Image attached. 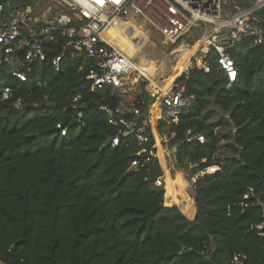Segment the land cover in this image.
I'll use <instances>...</instances> for the list:
<instances>
[{
	"label": "trees",
	"instance_id": "1",
	"mask_svg": "<svg viewBox=\"0 0 264 264\" xmlns=\"http://www.w3.org/2000/svg\"><path fill=\"white\" fill-rule=\"evenodd\" d=\"M7 1V0H1ZM27 5L34 0H11ZM64 38L45 45L47 58L34 66L43 84L20 82L0 73V261L4 264H264V44L245 38L231 50L237 77L230 82L216 59L206 72L197 68L175 73L193 101L176 123L161 120L159 131L176 144L182 166L220 168L199 174L194 184L193 212L171 205V190L156 185L163 175L152 159L131 167L141 145L124 136L107 144L119 128L102 105L121 99L137 103L111 85L95 91L86 79L90 62L70 52L55 73L52 59ZM13 97L2 99V81ZM136 85L138 72L123 77ZM82 93L83 125L71 108ZM22 98V106L15 102ZM214 104L229 114L230 155L219 156L222 123L212 121ZM67 128L62 135L57 124ZM237 131L233 132V128ZM193 129L204 143L187 141ZM146 155H148L146 153ZM253 192L245 198L249 188ZM166 196V203H165ZM212 241L215 250L210 253Z\"/></svg>",
	"mask_w": 264,
	"mask_h": 264
},
{
	"label": "built area",
	"instance_id": "2",
	"mask_svg": "<svg viewBox=\"0 0 264 264\" xmlns=\"http://www.w3.org/2000/svg\"><path fill=\"white\" fill-rule=\"evenodd\" d=\"M263 11L264 0H54L45 12L38 13L29 5L0 0V73L9 74L20 82L42 85L43 81L33 76L34 66L46 60L45 45L56 42L58 36L63 37L62 50L52 59L55 73L62 70L63 59L70 52L71 57L90 62L86 79L91 82L93 90L111 85L123 95H138L137 103L121 99L114 107L101 106L108 114L109 122L119 128L107 144L116 146L124 136L136 138L141 145L137 155L144 156V161L136 158L131 167L139 170L152 159L160 163L159 139L165 163L171 162L172 166L177 159L167 137L159 131V124L161 120L178 122L181 112L191 104L193 97L185 94V86L178 77L157 73L149 76L137 68L133 63L135 58L113 44L105 32L112 26L129 24L141 16L156 21L166 40L171 42L199 29L202 34L197 38L198 49L181 75L193 68L209 72L210 60L216 59L233 82L237 68L231 50L245 38L252 39L254 45L264 44ZM176 52L181 51L178 49L172 53ZM133 72L139 73L142 82L125 85L123 77ZM2 84V99L10 100L13 88L4 80ZM22 101L18 98L15 106L20 108ZM85 107L82 93L74 94L71 108L77 114L79 127L84 123ZM56 126L62 135L67 134L68 130L62 123ZM236 131L234 127L233 132ZM186 140L204 143L206 137L189 129ZM219 168L218 165H210L197 171L191 176V181H187V187L194 186L199 174L207 173V170L213 173ZM156 185L166 191L164 175L157 178ZM252 192L250 187L244 197L248 198ZM259 203L264 209V203ZM179 205L187 213L185 204ZM263 226L264 222L257 228ZM245 258V254L236 253L233 262L243 264Z\"/></svg>",
	"mask_w": 264,
	"mask_h": 264
},
{
	"label": "rangeland",
	"instance_id": "3",
	"mask_svg": "<svg viewBox=\"0 0 264 264\" xmlns=\"http://www.w3.org/2000/svg\"><path fill=\"white\" fill-rule=\"evenodd\" d=\"M50 2L54 4V0H34L32 3L27 5L33 7V9H35L38 13H43L45 12V9L48 7V5H50ZM201 34V30L199 31V29H195L185 37L178 39L175 42H171L166 40L165 36L160 31L159 24L156 21L150 20L143 16L135 18L129 24H120L118 25V28L115 29V37L118 39L119 43H121V46L126 51V53L135 58L137 62H144L148 65L154 64L155 69L153 70V73H157L162 76L170 75L171 77H175V73L182 67L183 64L181 52H172L174 50L180 49L184 45L193 46L196 44L197 38H199ZM211 109H213L214 113L210 120L222 123L219 128V132L223 136L219 150V156L224 158L227 155H230L232 152V149L230 148L231 146L229 145L232 141L231 136H226V134L230 135L232 133V125L229 121L228 113L221 112L217 109V107H215L214 104L211 105ZM161 134L164 135V137H167L168 144L175 154L176 144L172 140L174 135L169 136L165 132ZM157 145L159 148V155L160 152H162V156L160 155V165L162 167L163 175L165 171L166 176L172 178L175 176H180L178 173H176L180 172L182 173V176H185L187 181H191V176L196 173L194 167L190 165L182 166L178 162L172 166L171 162L169 163L166 161L165 163V153L159 139H157ZM206 172L210 173L208 170ZM170 173L172 175H170ZM173 183L176 186L178 183L177 179L174 178ZM185 185H187V183ZM188 191L189 192L187 193L185 191L184 196L186 199H192L193 195L191 187L188 188ZM174 204L178 205L177 203ZM179 207L182 211H185L182 206L179 205ZM0 264L4 263L0 261Z\"/></svg>",
	"mask_w": 264,
	"mask_h": 264
},
{
	"label": "bare ground",
	"instance_id": "4",
	"mask_svg": "<svg viewBox=\"0 0 264 264\" xmlns=\"http://www.w3.org/2000/svg\"><path fill=\"white\" fill-rule=\"evenodd\" d=\"M118 26H112L110 28L107 29V31L105 32V35L107 36V38L113 43L115 44L116 46L122 48L121 46V43H119L118 39L115 37V29H117ZM137 31V30H136ZM135 31V32H136ZM138 33V31H137ZM199 42H197L196 44H194L193 46H187V45H184L182 46L179 51H181V58H182V61H183V66L186 68L187 64L189 63L190 61V58L192 55H194L198 49V45ZM123 49V48H122ZM124 50V49H123ZM128 54V53H127ZM129 57H131L129 54H128ZM134 65L139 68L140 70H142L143 72H145L146 74H148L149 76L152 75V73L154 72L153 70L155 69L154 67V64H151V65H148L147 63H144V62H136V61H133ZM141 63V64H140ZM154 63V62H153ZM159 69V68H158ZM160 155L162 156V152H160ZM171 197H172V194L170 195V198H169V201L170 203L171 202H174L173 200H171ZM176 203L178 204H181V203H184V207L187 208L188 205H190L188 202H184V201H176Z\"/></svg>",
	"mask_w": 264,
	"mask_h": 264
},
{
	"label": "crops",
	"instance_id": "5",
	"mask_svg": "<svg viewBox=\"0 0 264 264\" xmlns=\"http://www.w3.org/2000/svg\"><path fill=\"white\" fill-rule=\"evenodd\" d=\"M262 16L264 19V11L262 12ZM176 173H178L180 176H177V177L175 176V177L171 178V177L166 176L165 171H164V179L167 182L170 190L172 191L171 192V194H172L171 200H173L174 202H172L171 205H174V203H176L177 200L188 202L190 205H188V207L186 208L187 213H185V214L189 215L190 213L193 212V208H194L192 204H194L195 189H194V186L191 188L193 198L192 199H186V197L184 196L185 191H186V193L189 192L187 185H185L187 183V180H186L185 176H182V173H180V172H176ZM170 175H172V174L170 173ZM174 178L177 179V181H178L176 186L173 183ZM183 184H184V186H183ZM174 186H175V189H174Z\"/></svg>",
	"mask_w": 264,
	"mask_h": 264
},
{
	"label": "water",
	"instance_id": "6",
	"mask_svg": "<svg viewBox=\"0 0 264 264\" xmlns=\"http://www.w3.org/2000/svg\"><path fill=\"white\" fill-rule=\"evenodd\" d=\"M194 100V99H193ZM192 100V101H193ZM215 247H216V244H215V242L214 241H212V244H211V248H210V253H212L214 250H215Z\"/></svg>",
	"mask_w": 264,
	"mask_h": 264
}]
</instances>
